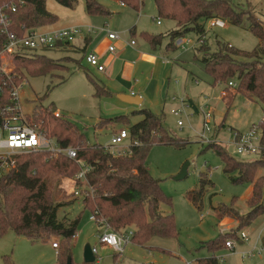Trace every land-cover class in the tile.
<instances>
[{
  "label": "rangeland",
  "instance_id": "rangeland-1",
  "mask_svg": "<svg viewBox=\"0 0 264 264\" xmlns=\"http://www.w3.org/2000/svg\"><path fill=\"white\" fill-rule=\"evenodd\" d=\"M229 1L238 9L255 13L258 22L264 27V0ZM98 2L110 12L109 15H88L85 0H77L74 9L64 7L55 0L46 1L47 10L58 16V21L41 27L40 31L92 27L95 32L89 35L92 43L88 45L78 38L70 46L39 51L40 55L58 61L63 68L39 76L26 74L28 84L20 94L23 111L32 114L35 108L39 110L40 107L46 109L51 106L54 112L61 114L59 119L73 124L86 135L90 146H105L111 141L114 132L125 128L129 130L128 125L120 122L102 125L107 119L128 116L131 124H135L143 116L133 113L143 109H149L160 117L163 115L165 129L186 144L182 147L152 146L148 169L159 180L164 193L172 199V207L162 204L161 211L163 214L174 213L178 236H156L145 246L130 242L123 246L125 249L122 254H117L101 244L98 236L104 233L105 228L91 221V211L84 208L83 198L74 193L81 188L73 181L75 177H66L61 181L60 198L66 197V201L72 196L77 198L72 205L61 210L60 215H64L65 211L71 219L81 216L77 236L70 245L73 264H85L87 246L97 249V261L94 264H196L199 259L210 256L209 251L202 247L203 244L220 234L224 235L226 242H237L235 250L226 249L225 243L224 249L216 253L220 264H264V214L237 231L243 223L241 220L224 217L222 212L215 210L227 206L240 216H247L254 206L264 210V165H260L254 175L253 182H259L260 195L252 202L254 183H235L233 178L238 176L237 173L226 174L222 159L213 148L202 144L201 139L205 130V113L208 112L213 115L208 125L211 131L206 134L208 138L223 146L238 161L260 159L258 155L238 154L231 141L234 131L247 133L261 124L264 104L244 93H237L227 106L222 96L226 85L214 84L213 77L201 61L203 52L198 51L204 45L209 47L210 52H217L219 42L251 51L259 45V38L247 28V21L244 26H234L225 21L226 28L206 29V35L200 42L196 35L190 33L184 39L193 41L192 44H186L183 48H168L170 38L165 34L171 31L174 24L158 17L155 0H144L139 11L122 6L116 0ZM158 21H161V25ZM105 27L119 33L120 39H117L116 45L121 40L135 39L139 46H143L145 39L142 33L164 35L162 45L156 49L160 57L158 64L148 68L138 67L135 79L125 82L123 90L115 89L120 87L119 83L113 84L112 88L107 86L104 76L86 62L87 52L107 37V33L102 31ZM132 28H137L135 36L131 33ZM88 75L111 95L96 96L94 93L97 89ZM122 92L130 96L142 95L145 102L141 106L124 102L119 97ZM190 100L194 102V107L189 103ZM183 101L190 104L191 108H186L177 117L172 114V110L181 108ZM179 121L183 122L182 126L178 125ZM42 124L43 120H39L37 125H41L44 133L53 138L50 128H46L48 132ZM261 128L264 130V127ZM48 159L56 158L48 156ZM187 165V176L175 180ZM52 175L54 180L60 178L55 173ZM201 179L207 180L208 184L202 194V206L198 207L192 202V196L195 190L201 189ZM240 232H246L249 241H241ZM53 243H59V239L50 237L32 242L11 230L0 236V264H7L5 257L12 264H61L58 258L60 251L53 248Z\"/></svg>",
  "mask_w": 264,
  "mask_h": 264
},
{
  "label": "trees",
  "instance_id": "trees-1",
  "mask_svg": "<svg viewBox=\"0 0 264 264\" xmlns=\"http://www.w3.org/2000/svg\"><path fill=\"white\" fill-rule=\"evenodd\" d=\"M21 1L24 4H21ZM47 0H0V9H5L13 3L17 4L16 12L5 10L11 17L14 32L23 35L28 29H39L58 21V16L49 12L46 7ZM60 5L74 9L77 0H55ZM125 6L139 11L144 0H116ZM88 15H109L110 12L98 0H85ZM158 17L172 21L176 28L166 34L170 38L168 48L175 47L176 40L193 33L198 42L206 35L205 23L211 18L219 17L234 26H244L260 40L259 45L251 51L236 49L231 44L218 43L217 52H210L209 47L202 46L198 51L203 52L201 58L206 70L213 77L214 84H225L223 99L229 106L237 93H244L264 104V27L258 22L255 13L236 8L229 0H155ZM131 33L136 35V29ZM142 37L149 42L153 50L162 45L163 34L153 35L142 33ZM5 41L0 27V50ZM15 69L10 83L3 86L5 80L0 77V85L4 87L0 106L10 102L9 86L11 83H20L26 79V74L39 76L63 68L58 61L45 55L35 54L30 56H16ZM90 78V76L88 75ZM91 80V79H90ZM96 87V96H108L104 87ZM236 82L237 87L232 88L229 82ZM51 106L34 109L35 122L43 120V128H50V134L57 139L62 147L80 146L78 159L90 166L88 184L93 188V193L84 195V208L96 213L97 218H104L110 229L117 233L133 232L131 243L139 246L147 245L153 237H177L178 228L173 212L163 214L161 205L172 207V199L167 196L158 179L154 178L148 169L149 151L154 145H170L182 147L184 140L170 135L164 127L163 115L160 117L149 109L134 112L133 115H142L143 119L131 124L128 116H119L107 119L102 125L123 123L129 126L132 141H139L140 145L132 148L131 155L114 157L107 153L102 145L90 146L87 137L73 124L56 118ZM38 119V120H37ZM264 127V118L261 121ZM48 129L46 131H48ZM49 132V131H48ZM224 164L226 174L237 173L233 178L235 183H254V175L260 165H264V158L251 162H241L232 157L220 144H209ZM48 152L30 153L18 156L15 169L0 178V236L9 231H14L18 236L25 237L32 242L56 237L59 239L58 258L61 264L72 260L71 241L78 233L81 216L71 219L64 211L65 207L72 205L76 198H60L61 181L66 177H75L80 170L77 160L60 155L56 159H48ZM55 173L58 177L54 180ZM208 181L201 179V189L195 190L192 202L201 207V198ZM259 182L253 184L252 202L259 197ZM65 195V194H64ZM67 196V195H66ZM264 209V206L262 205ZM218 213L241 220L242 225L237 228L249 226L256 217L264 214V210L254 206L247 216H240L234 209L227 206L215 208ZM226 240L224 235L204 243L210 256L201 258L196 264H220L216 256L218 251L224 249ZM97 261V259H96ZM7 264H12L5 257ZM73 263V260H72ZM86 264V263H85Z\"/></svg>",
  "mask_w": 264,
  "mask_h": 264
},
{
  "label": "built area",
  "instance_id": "built-area-1",
  "mask_svg": "<svg viewBox=\"0 0 264 264\" xmlns=\"http://www.w3.org/2000/svg\"><path fill=\"white\" fill-rule=\"evenodd\" d=\"M21 4H24V2L21 1ZM5 10H11L14 13L17 10V4L13 3L10 6H6L3 10L0 9L1 34L5 36V41L0 50V77L5 80L3 86L12 82L11 79L15 69L14 60L16 56H24L26 54L32 56V54H40L39 51L42 50L70 46L78 38L95 32V29L92 27H74L49 32H42L39 29H28L23 35H17L14 32L12 19ZM158 24H161V21H158ZM226 27V22L217 17L209 19L205 24V28L209 30ZM102 31L107 33V38L110 42L119 38L117 32H113L106 27ZM192 43L193 41L185 40L184 38L176 40L178 48H183L184 45ZM107 50L110 53H115V45L108 44ZM85 58L86 62L98 72L105 71V65L102 64L101 58L96 51L87 52ZM27 84L26 79L20 83H11L8 90L10 102L0 106V178L15 169L17 166V157L24 154L48 152L51 158L64 155L72 160L78 159L77 148L62 147L55 137L48 136V134L44 133L41 125H37L38 123L35 122V118L32 116L33 113H24L20 94ZM228 85L232 88L238 86L236 82H229ZM3 86L0 85V99H2L1 95H3ZM186 108H191V105L183 101L182 107L173 109L172 114L180 117ZM54 116L60 118L61 114L54 112ZM212 118L213 115L211 113H205V130L201 136L202 144L204 145L216 142L212 141L206 135L211 131L208 125ZM182 124V121L178 122V125L182 126ZM231 144L235 146L238 154L258 155L260 158H264V130L260 125L253 127L247 133L234 131ZM139 145V141L131 140L129 130L125 128L114 132L111 136V141L103 146V148L114 157H123L131 155L132 148ZM77 162L80 165V170L73 181L80 185L81 188L80 190L74 191V193L81 197L91 195L93 188L88 184L87 178L91 168L83 161L77 160ZM91 221L106 229L104 233L98 236L101 244L113 249L117 254H122L124 252L123 246L131 242L133 232L129 231L128 233L122 234L112 231L107 221L104 218L98 219L96 213L91 214ZM239 239L243 242L249 241L248 234L246 232H240ZM236 243L233 240H228L226 242V249L235 250ZM53 248H59L57 243H53ZM92 251L94 255L97 253L96 248H93Z\"/></svg>",
  "mask_w": 264,
  "mask_h": 264
},
{
  "label": "crops",
  "instance_id": "crops-1",
  "mask_svg": "<svg viewBox=\"0 0 264 264\" xmlns=\"http://www.w3.org/2000/svg\"><path fill=\"white\" fill-rule=\"evenodd\" d=\"M122 6H125V5H122ZM173 24L174 26L170 30H173L176 28V24L174 22ZM135 29L137 30V28ZM113 32H116V31H113ZM89 35L86 34L84 37H81V39L85 41L86 45H88L89 43H92V37ZM119 39L120 38H118V40ZM116 41L117 40L110 42L108 38L105 37L103 41L99 45H96L91 51H96L101 58L102 64L105 65V71L98 72V73L104 76L106 85L112 88L113 84L119 83L118 85L120 87L119 88L115 87V89L123 90L126 85L125 82H131L132 80L135 79L136 70L138 69V67L148 68V67L157 65L160 57L157 55L156 50H153L149 42L146 40L143 46H139L135 39H132L131 41L121 40L120 42L117 43V45L115 44ZM110 43L116 46L117 50L115 53H110L107 50V46ZM89 79L92 80L93 78L90 77ZM196 82L198 83L197 80ZM121 94H124V93L122 92ZM132 94H134V91H132ZM141 97L143 96L141 95ZM144 102H145V98H143L142 104ZM189 103L193 106L194 102L190 100ZM131 230L132 229H130V231Z\"/></svg>",
  "mask_w": 264,
  "mask_h": 264
},
{
  "label": "water",
  "instance_id": "water-1",
  "mask_svg": "<svg viewBox=\"0 0 264 264\" xmlns=\"http://www.w3.org/2000/svg\"><path fill=\"white\" fill-rule=\"evenodd\" d=\"M119 97L124 102H127V103L132 104V105L141 106L142 102H143V98L141 96H130V95L122 94ZM187 170H188V165L185 166L182 169V171L180 172V174L175 177V180L184 179L187 176ZM84 258H85L84 261L86 264H94L96 262V257H95V255L92 251V248L90 246L86 247L85 253H84ZM67 264H73L72 260H69Z\"/></svg>",
  "mask_w": 264,
  "mask_h": 264
}]
</instances>
